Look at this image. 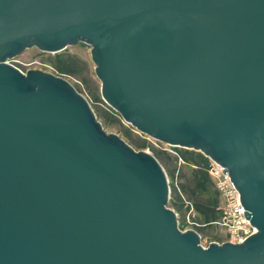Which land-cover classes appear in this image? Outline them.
Wrapping results in <instances>:
<instances>
[{"label": "water", "instance_id": "water-1", "mask_svg": "<svg viewBox=\"0 0 264 264\" xmlns=\"http://www.w3.org/2000/svg\"><path fill=\"white\" fill-rule=\"evenodd\" d=\"M81 43L107 104L223 167L255 234L204 246L154 155L9 63ZM0 264H264V0H0Z\"/></svg>", "mask_w": 264, "mask_h": 264}, {"label": "rangeland", "instance_id": "rangeland-1", "mask_svg": "<svg viewBox=\"0 0 264 264\" xmlns=\"http://www.w3.org/2000/svg\"><path fill=\"white\" fill-rule=\"evenodd\" d=\"M9 63L24 73L38 68L68 80L88 100L109 133L119 135L135 150L149 152L159 160L170 182L169 207L178 215L181 229L198 232L204 246L211 242L225 241L226 232L218 224L222 216L223 201L216 193L214 181L208 172L210 159L196 150L161 144L139 134L127 124L103 99L102 83L95 73L90 46L81 43L60 53H47L31 48ZM207 182H211L214 191L211 202L198 197V191ZM184 215L186 220H183ZM210 235H214V238L219 236L224 241L211 240Z\"/></svg>", "mask_w": 264, "mask_h": 264}, {"label": "built area", "instance_id": "built-area-1", "mask_svg": "<svg viewBox=\"0 0 264 264\" xmlns=\"http://www.w3.org/2000/svg\"><path fill=\"white\" fill-rule=\"evenodd\" d=\"M223 170V167L218 163L210 160L209 174L223 201L222 216L218 224L226 232L224 242L240 244L255 234L256 229L244 216V207L240 200V193L234 187L230 177L223 173Z\"/></svg>", "mask_w": 264, "mask_h": 264}, {"label": "trees", "instance_id": "trees-1", "mask_svg": "<svg viewBox=\"0 0 264 264\" xmlns=\"http://www.w3.org/2000/svg\"><path fill=\"white\" fill-rule=\"evenodd\" d=\"M210 165V164H209ZM209 165H208V169H209ZM209 172V171H208ZM192 174V173H191ZM193 177V174H192ZM194 178V177H193ZM216 193L219 195L218 191L215 188ZM214 196V191L212 189V184L211 182H207L204 186L203 189L198 191V197L202 198L204 200H207L208 202H211V198ZM183 220H186V215L183 216ZM203 224V223H201ZM210 239H217L218 241H224L221 237L217 236L214 238V235H210Z\"/></svg>", "mask_w": 264, "mask_h": 264}]
</instances>
